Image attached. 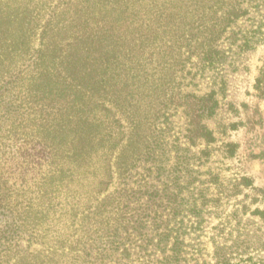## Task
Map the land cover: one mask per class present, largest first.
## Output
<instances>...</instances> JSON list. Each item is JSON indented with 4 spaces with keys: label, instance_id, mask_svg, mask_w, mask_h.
Instances as JSON below:
<instances>
[{
    "label": "rangeland",
    "instance_id": "374dc122",
    "mask_svg": "<svg viewBox=\"0 0 264 264\" xmlns=\"http://www.w3.org/2000/svg\"><path fill=\"white\" fill-rule=\"evenodd\" d=\"M263 67L264 0H0V264H264Z\"/></svg>",
    "mask_w": 264,
    "mask_h": 264
},
{
    "label": "trees",
    "instance_id": "16d2710c",
    "mask_svg": "<svg viewBox=\"0 0 264 264\" xmlns=\"http://www.w3.org/2000/svg\"><path fill=\"white\" fill-rule=\"evenodd\" d=\"M237 12H246L247 10L244 8H235ZM257 88L264 90V67L261 70V75L258 77L257 79ZM256 214H260L263 218H264V211L261 210H256L255 211ZM179 240V239H178ZM183 244L181 241H178L177 246L172 249V255H166L163 258V261L161 262V264H184L183 262L188 261L186 255L183 254ZM193 260V264H203L202 261H200L199 257H197V255L195 257H192ZM218 264H225L226 263V259H223L222 261H218Z\"/></svg>",
    "mask_w": 264,
    "mask_h": 264
}]
</instances>
